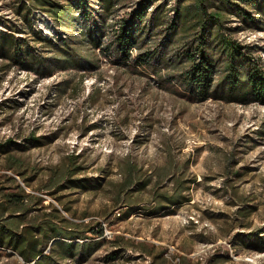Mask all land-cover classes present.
Here are the masks:
<instances>
[{"label": "rangeland", "instance_id": "374dc122", "mask_svg": "<svg viewBox=\"0 0 264 264\" xmlns=\"http://www.w3.org/2000/svg\"><path fill=\"white\" fill-rule=\"evenodd\" d=\"M114 1L101 49L87 51L91 63L49 75L0 58V144L27 171L24 181L0 153V174L74 223L104 230L87 233L85 241L98 243L90 257L61 264H264V244L247 241L264 236V105L216 98L225 90L222 64L212 87L217 96L201 95L183 44L168 34L179 8L193 0H151L145 25L157 11L163 24L142 38L129 61L106 48L147 0ZM15 5L0 0V29L52 38L48 16L36 11L25 22ZM228 20L225 33L258 47L254 59L264 61V31L231 30L244 25ZM34 137L43 143H29ZM74 167L72 178L85 181L81 188L46 191L56 174ZM180 178L189 188L183 203L156 211V194H173ZM0 264L26 262L0 246Z\"/></svg>", "mask_w": 264, "mask_h": 264}, {"label": "trees", "instance_id": "16d2710c", "mask_svg": "<svg viewBox=\"0 0 264 264\" xmlns=\"http://www.w3.org/2000/svg\"><path fill=\"white\" fill-rule=\"evenodd\" d=\"M150 2L141 4L128 20L120 23L106 51L115 47L118 57L129 61L138 44L145 42L142 38H148L156 27L162 26L158 11L152 14L150 23L146 24L149 26L145 25ZM114 5V0H16L14 11L20 20L27 22L36 11H42L53 22L49 26L53 36L33 30L22 38L15 31L22 29H0V58L24 69L41 68V73L49 75L81 68L84 63H91L87 51L100 48L106 38L107 16L113 13ZM231 17L239 18L244 25L231 30L264 31V0H193L192 4L179 8L168 34L172 43L183 44L182 57L190 59L191 78L204 98L217 96V91L212 92L214 75L222 66L220 85L225 90L216 98L264 105V61L261 56L254 59L259 55L258 47L239 44L225 33ZM219 53L222 57L218 59ZM153 56L156 57L154 53L145 54V57ZM31 142L43 143L35 137ZM7 147L8 144H0V153L8 163L6 167L15 170L25 181L27 171L22 169L19 159L9 155L11 150ZM77 172L78 167H74L69 174H56L46 191L81 188L85 181L72 178ZM6 182L14 184L15 191L9 192ZM147 185L148 182L141 184L142 189ZM188 189L180 178L175 182L173 194L157 193L156 211H167L182 204L183 193ZM44 201L28 193L13 176L0 174V246L14 251L26 264H61L60 260L76 259L79 255L81 259L90 257L98 243L85 241L89 239L87 233L103 236L104 230L76 224L59 208L45 206ZM47 208L52 211L45 212ZM51 241L54 243L50 252L45 253ZM247 241L260 246L264 244V236H253Z\"/></svg>", "mask_w": 264, "mask_h": 264}, {"label": "built area", "instance_id": "2783aa9c", "mask_svg": "<svg viewBox=\"0 0 264 264\" xmlns=\"http://www.w3.org/2000/svg\"><path fill=\"white\" fill-rule=\"evenodd\" d=\"M120 214V213H119Z\"/></svg>", "mask_w": 264, "mask_h": 264}]
</instances>
